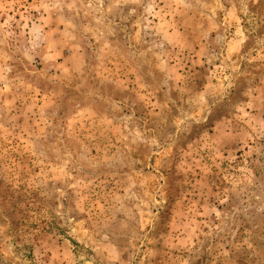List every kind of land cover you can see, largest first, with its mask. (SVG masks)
Instances as JSON below:
<instances>
[{
  "label": "rangeland",
  "instance_id": "1",
  "mask_svg": "<svg viewBox=\"0 0 264 264\" xmlns=\"http://www.w3.org/2000/svg\"><path fill=\"white\" fill-rule=\"evenodd\" d=\"M0 264H264V0H0Z\"/></svg>",
  "mask_w": 264,
  "mask_h": 264
}]
</instances>
